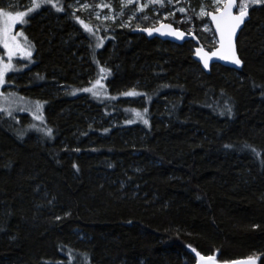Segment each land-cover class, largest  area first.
<instances>
[{"label":"trees","instance_id":"trees-1","mask_svg":"<svg viewBox=\"0 0 264 264\" xmlns=\"http://www.w3.org/2000/svg\"><path fill=\"white\" fill-rule=\"evenodd\" d=\"M27 34L36 64L13 89L46 102L52 136L0 114V264H195L193 248L264 264V6L238 38L239 72L205 73L191 42L92 38L52 9ZM101 67L107 101L60 89ZM145 107L148 125L127 123Z\"/></svg>","mask_w":264,"mask_h":264},{"label":"rangeland","instance_id":"rangeland-1","mask_svg":"<svg viewBox=\"0 0 264 264\" xmlns=\"http://www.w3.org/2000/svg\"><path fill=\"white\" fill-rule=\"evenodd\" d=\"M39 2V0H0V6L4 7L6 11H21L26 10L27 8H32L33 10L28 13L25 17L27 23L21 25L17 24L15 26V32L23 31L24 35L27 37L28 42L34 46V44L30 41L27 29L30 25L31 19L35 17L38 13H40L43 9L51 10L57 14H64L68 15L69 18L73 19L75 24H77L84 32L89 34L93 38V34L89 33L84 25H82L79 21L83 20L84 24H87L89 27L93 29V31L100 35V34H107L112 27H117L118 29H132L134 32L137 29L143 28L144 23L150 22L149 27H157L160 25V22L163 23H171L172 25L176 26L177 29L184 31L186 33H194L195 35L199 34L196 30L200 31L202 36H208L209 44H213L209 49L205 47L206 50L212 51L217 46L214 43L215 36L212 31H204L203 28L207 24L209 28H212V25L208 19V17L198 18L197 13L199 12L201 5L205 6L206 10H211L212 0H160L159 3H150L148 0H132V3L129 4L128 0H53V2L58 6L62 7L63 11H57L55 7L51 5H43L40 8H35L34 4ZM147 4L146 7H143L141 11V7ZM103 5V7H101ZM264 5H257L250 7V9L255 7H262ZM184 7L186 9L185 13H180L179 8ZM175 13V15H171V13ZM147 16L148 19H142L143 16ZM99 16V19H97ZM108 16L109 19L105 20L104 17ZM167 17V19H164ZM79 18V19H77ZM191 18V19H189ZM68 19V18H67ZM183 21V22H181ZM181 26H185V28H181ZM200 37V36H199ZM21 43H24L23 38H21ZM103 45V44H102ZM101 47H96V49H100ZM32 51L31 59H20L19 56L13 58V65L15 68H21V71H10L6 74L5 80L6 83L3 86H0V114L8 115V111L12 112V116H23L26 115L31 119L30 125H36L37 128H45V105L46 102L38 99L36 97L25 96L21 94L18 90L13 89V87H17L15 83L19 78L21 73H24L27 70H30L32 66L36 64L35 55V46L30 49ZM0 55L5 56V61L7 60L6 57V50L0 47ZM26 65V67H25ZM108 75H104L100 73L98 78H101V83L103 84L102 91L105 93L102 96H94L92 93L84 92L82 89L91 87L92 84L96 81L93 80V76L88 77L86 85L77 88L76 90H68L65 87L60 88L64 93L69 91L74 95H87L94 100L102 102V100L107 101L109 96V91L106 87V79ZM12 87V88H11ZM135 91L142 93L139 89H135ZM10 93L15 94L14 96H9ZM116 97V96H115ZM125 99H130L129 105L133 104L134 98L136 97H127L122 96ZM139 99V98H138ZM112 100V99H111ZM39 101L41 105L40 115L43 117V121L36 120L33 116V112L35 110V102ZM138 104H143L142 100L138 102ZM143 106H145L143 104ZM134 108V107H133ZM132 108V109H133ZM20 109H26L21 111ZM130 110L131 120L133 123L144 124L141 120L136 119L135 111L143 112V109H133ZM149 110L145 116L147 119V115ZM130 124V123H129ZM32 129V128H31ZM37 133H43L42 131H37L33 129Z\"/></svg>","mask_w":264,"mask_h":264},{"label":"snow or ice","instance_id":"snow-or-ice-1","mask_svg":"<svg viewBox=\"0 0 264 264\" xmlns=\"http://www.w3.org/2000/svg\"><path fill=\"white\" fill-rule=\"evenodd\" d=\"M150 3H159L160 0H148ZM128 3L131 4L132 0H128ZM43 5H51L55 7L57 11H63L62 7H58L53 0H39V2L34 4L35 8H40ZM264 5V0H212L211 10H206L205 6L201 5L199 12L197 13L198 18L208 17L210 18V22L214 25V28H209L207 24L204 26V31H212L215 36L214 43L217 45L214 50L206 51L204 47L198 46L195 48V55L199 57V59L203 63V67L205 69L209 68V63L214 58L223 60L226 62H230L233 65H242V61L237 55L234 37L236 35L237 30L244 23L245 19L249 15L250 7ZM147 4L141 7V11L143 7H146ZM103 7V5H101ZM32 8H27L26 10L21 11H6L3 6H0V47L6 50L7 60L5 61V56L0 55V86L5 85L6 80L5 76L10 71H21V68H15L13 65V58L19 56L20 59H31L32 51L30 50L33 45L28 42L27 37L24 35L23 31L15 32V26L19 23L21 25L27 23L25 17L31 12ZM180 13H185L186 9L184 7H180ZM171 15H175V13H171ZM79 19V18H77ZM99 19V16H97ZM105 20L109 19L108 16L104 17ZM142 19H148L145 15ZM167 19V17H164ZM191 19V18H189ZM82 25H84L85 29L95 35V32L91 27L87 24H84L83 20L79 21ZM183 22V21H181ZM147 32L149 35H152L155 31L163 36L172 37L179 40H184L186 38V33L184 31H180L177 28H174L171 23L164 24L160 22L159 27H146L142 29ZM187 35H191L194 37V33H188ZM21 38H23L24 43H21ZM97 47L102 46V40L97 36ZM26 67V65H25ZM100 73L104 75L110 74V69H105L103 67L100 68ZM103 84L101 83V78L96 79V81L92 84L91 87H87L82 89L84 92L92 93L94 96H102L105 93L102 91ZM0 95H3L0 93ZM15 94L10 93L9 96H14ZM123 96L127 97H136L146 95L145 93H140L135 90L126 91L122 93ZM41 105L39 101L35 102V110L33 112V116L36 120L43 121L42 115H40ZM3 110V109H0ZM24 111L26 109H20ZM135 117L138 120H141L145 125L149 124V120L145 118L148 108L145 107L143 112L135 111ZM227 112H231V108L227 109ZM223 114V113H222ZM8 115L12 116V112L9 110ZM133 120H128L127 123H133ZM30 128L36 129L37 131L44 132L47 136H52L51 128H37L36 125H30ZM253 151H255L253 149ZM60 219V217H57ZM192 252L195 253L194 261L195 264H218L214 255L204 256L201 253L197 252L196 249H192ZM198 258V260L196 259ZM232 264H257V259L248 257L244 261H233Z\"/></svg>","mask_w":264,"mask_h":264},{"label":"water","instance_id":"water-1","mask_svg":"<svg viewBox=\"0 0 264 264\" xmlns=\"http://www.w3.org/2000/svg\"><path fill=\"white\" fill-rule=\"evenodd\" d=\"M250 13H251V9H249V15H248V17L245 19V21H244V23L240 26V28L237 30V32H236V35H235V37H234V42H235V47H236V52H237V55L239 56V53H238V48H237V41H238V38H239V36H240V33H241V31H242V29L245 27V25H246V23L249 21V19H250ZM209 19V21H210V18H208ZM211 23V22H210ZM164 24H169V23H164ZM212 25V24H211ZM160 26V25H159ZM159 26H157V27H159ZM174 28H176L174 25H172ZM212 28H214V25H212ZM142 29H144V28H141V29H137L136 31H135V33L136 34H139V35H144L148 40H153V39H159V40H161V41H163V42H170V43H172V44H175V45H179V46H181V45H183V44H185L186 42H191V43H193L194 44V54H193V59L197 62V63H199L200 65H201V68L203 69V71L205 72V73H207V74H209L210 72H211V68H212V66L213 65H216V64H218V65H221V66H223V67H226V68H229V69H232V70H234V71H241L242 69H243V66H244V64H243V61H242V65H239V66H237V65H233V64H231L230 62H226V61H223V60H219V59H216V58H214L212 61H210V63H209V68H207V69H205L204 67H203V63H202V61L199 59V57H197L196 55H195V48L196 47H198V46H203V44L201 43V41L199 40V38H198V36L197 35H195L194 34V37L193 36H191V35H187L188 33H186V38L184 39V40H179V39H175V38H172V37H168V36H163V35H160L159 33H156L155 31L153 32V34L152 35H149L147 32H145V31H143ZM179 30V29H178ZM181 31V30H180ZM204 47V46H203ZM204 49H205V47H204ZM206 50V49H205ZM206 51H208V50H206ZM239 58H240V56H239ZM241 59V58H240ZM216 258V257H215ZM247 259V258H246ZM246 259H239V260H235V261H244V260H246ZM198 260V259H197ZM216 260H217V258H216ZM217 262H218V264H232V262L233 261H231V262H219L218 260H217ZM257 264H258V261H257Z\"/></svg>","mask_w":264,"mask_h":264}]
</instances>
